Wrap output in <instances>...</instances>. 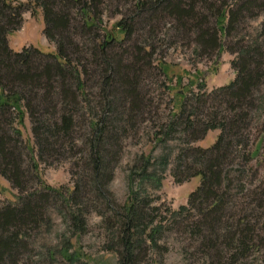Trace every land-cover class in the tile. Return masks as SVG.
<instances>
[{
	"label": "trees",
	"instance_id": "trees-1",
	"mask_svg": "<svg viewBox=\"0 0 264 264\" xmlns=\"http://www.w3.org/2000/svg\"><path fill=\"white\" fill-rule=\"evenodd\" d=\"M26 1L24 4L18 0H0V177L21 194L15 205L0 201V264H21L20 255L28 245L26 238L44 223L45 210L53 199L64 198L81 212L79 200L87 184H91L114 215L109 220L113 219L118 228L115 245L121 250L120 264H140L147 239L151 248L160 249L157 235L163 227L158 225L149 230L148 221L155 209L149 208L151 203L145 198H136L128 206L115 208L109 201L111 196L106 185L112 177V165L122 150V136L143 115L139 78L146 69H152L154 48L135 44L132 60L125 59L126 64L123 57L109 54V49L117 44L113 33L100 34L102 0ZM198 3L205 5L215 26L209 25L208 17L199 12ZM263 8L264 0H214L213 3L158 0L153 4L140 2L136 13L141 18L161 15L171 18L176 29L183 31L188 39L190 34L195 36L199 54L212 56L226 49L222 39L230 36L240 20L248 15L255 17L254 13ZM38 10L43 15L44 36L55 45V54H44L36 48L15 52L9 46V37L21 27L26 11L36 14ZM119 25L121 32L131 39L132 25L123 21ZM82 42L90 45L86 53ZM240 55L233 63L235 80L210 95L203 94L196 99V106L192 101L187 102L175 118L176 124H172L183 127L190 141L202 139L209 130L221 131L212 148L184 150L173 174L176 181H180L182 174L201 179L200 186L189 197V208L183 207L173 216L175 225H183L184 232L199 241L198 251L218 264H235L245 259L256 243V227L247 216L239 220L227 218V209L234 205L235 195L230 189L232 169L226 172L224 166L230 157L237 156L245 164L258 158L262 143L260 140L256 149L247 153L248 138L243 134L252 112L258 108L254 93L264 80V52L259 40L242 48ZM92 65L98 73L95 84L99 103L84 109L90 129L84 144L87 154L84 182L77 183L68 193L42 180L35 166V154L33 169L24 168L21 132L12 127L15 122L22 125L24 116L28 115L36 157L43 161L60 156L64 144L71 142L77 133V119L84 116L80 106L89 103L86 90ZM157 70L165 75L162 62ZM208 101L212 108L207 111ZM224 107L229 114L220 118L218 110ZM203 109L206 112L200 113H206V118L200 120L196 110ZM32 180L36 190L27 188ZM243 190L242 187L239 193Z\"/></svg>",
	"mask_w": 264,
	"mask_h": 264
},
{
	"label": "rangeland",
	"instance_id": "rangeland-1",
	"mask_svg": "<svg viewBox=\"0 0 264 264\" xmlns=\"http://www.w3.org/2000/svg\"><path fill=\"white\" fill-rule=\"evenodd\" d=\"M18 1L27 3L26 0ZM156 1L158 0H102L100 5V34L104 36L113 33L117 44L109 49V54L123 57L126 64L125 59L132 60L135 44L153 46L155 53L151 59L152 69H146L139 78L138 90L144 104L143 115L133 129L121 138L122 150L112 165V177L106 190L110 193L109 201L115 208L121 209L136 198H145L151 203L149 208L155 209L147 226L149 230L158 225L163 227L157 235L160 249L151 248L147 239L144 243L146 253L140 264H218L198 251L199 241L191 239L184 232L183 225H175L173 216L181 208H189V197L200 186L201 179L182 174L180 181H176L173 174L177 159L184 150L212 148L221 131L209 130L202 139L190 141L183 127H173L172 124H176L175 118L180 115L187 102L192 101L191 104L196 106L197 98L219 91L235 80L233 63L240 58L242 48L259 40L264 52V8L255 12V17H244L230 36L222 39L225 50L207 56L198 53L194 43L195 36L190 34L188 39L183 31L176 29V23L171 18L163 15L152 19L138 16L136 6L140 2L153 4ZM197 5L199 12L208 17L209 25L215 26V20L205 5ZM122 21L133 27L129 40L121 32L119 23ZM155 25L156 29L152 31ZM44 29L41 10L36 14L26 11L21 27L8 39L10 48L15 52L36 48L44 54H55L56 47L46 39ZM82 44L86 53L90 45L84 42ZM161 62L165 67L164 76L157 70ZM89 73L86 93L90 104L80 106L84 116L77 119V133L71 142L64 144L60 156L45 158L43 161L36 157L28 115L24 116L22 125L15 122L12 127L21 132L24 168L33 169L32 158L35 154V166L42 180L49 186L64 189L68 193L74 190L77 183L84 182V165L87 159L84 144L90 131L88 113L85 111L87 107H96L99 103L95 84L98 73L93 65L89 66ZM254 96L258 108L252 112L243 134L248 138L247 153L253 152L262 140L260 155L248 164L237 156L230 157L224 166L226 172L232 169L230 189L235 195L234 205L227 209V218L232 216L231 218L239 220L245 215L256 227L254 249L245 259L235 264H264V80ZM206 108L207 111L212 108L211 101H208ZM225 109L226 107L218 110L220 118L229 114ZM196 111L198 118L205 120L206 113H203L206 110ZM96 113L99 115V111ZM187 162L190 163L191 160ZM240 172L243 173L242 177ZM242 187L244 192L241 194L239 190ZM27 188L36 190L35 181L32 180ZM83 194L79 200L81 212L67 204L64 198L52 200L45 210L44 223L26 238L28 245L20 255L21 264H120L121 250L115 245L118 228L113 219L109 220L114 215L95 194L91 184H87V190ZM20 195L0 177L2 204L15 205ZM112 224L114 226L110 227Z\"/></svg>",
	"mask_w": 264,
	"mask_h": 264
}]
</instances>
